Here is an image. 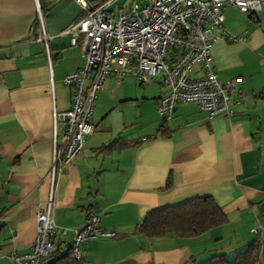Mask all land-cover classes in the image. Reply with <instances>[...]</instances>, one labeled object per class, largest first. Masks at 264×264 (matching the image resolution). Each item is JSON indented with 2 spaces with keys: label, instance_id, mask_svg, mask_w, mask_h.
I'll return each instance as SVG.
<instances>
[{
  "label": "crops",
  "instance_id": "0c3cea01",
  "mask_svg": "<svg viewBox=\"0 0 264 264\" xmlns=\"http://www.w3.org/2000/svg\"><path fill=\"white\" fill-rule=\"evenodd\" d=\"M37 1L52 37L51 75L35 41L34 0H0V264H10L12 252L29 251L35 216L51 190L53 220L67 231L63 243H70L71 231L90 213L103 230L115 233L114 239L86 241L82 264L232 259L254 239L251 228L259 225L264 236V9L249 16L225 7L223 29L237 40L218 38L211 46L217 80L242 79L241 104L232 118H209L196 105L184 104L162 122L155 104L167 88L158 81L140 87L133 78L107 77L92 112L95 131L52 183V114L70 108L73 90L62 80L82 67L79 45L70 46L62 32L80 18L81 9L75 0ZM106 3L108 10L114 0ZM215 35L220 37L219 31ZM63 128L57 125L58 136ZM114 141L116 147L101 151ZM168 180L170 188L163 191ZM203 197L214 200L227 224L193 239L134 233L148 212ZM55 243L60 252L57 238Z\"/></svg>",
  "mask_w": 264,
  "mask_h": 264
},
{
  "label": "built area",
  "instance_id": "2783aa9c",
  "mask_svg": "<svg viewBox=\"0 0 264 264\" xmlns=\"http://www.w3.org/2000/svg\"><path fill=\"white\" fill-rule=\"evenodd\" d=\"M57 0H45L51 5ZM81 9L80 18L62 35L70 37V46L79 45L82 67L64 76L62 82L71 87L70 108L53 112V150L50 179L65 170L83 150L85 139L95 131L92 112L104 80L113 76L119 82L133 78L140 87L154 81L168 89L157 100L155 112L162 122L172 117L177 105L194 104L209 118L221 115L230 119L241 104L237 97L236 78L220 83L211 65L212 43L220 39L237 40L223 29L222 10L232 7L253 16L264 9V0H151L143 5L133 3L125 10L110 12L107 3L92 6L75 0ZM38 36L51 75L52 55L43 22L42 6L34 0ZM219 31L220 37L215 35ZM64 126L60 136L57 125ZM145 141V138L142 139ZM53 193H49L43 211L35 216V236L25 254L12 252L10 264H41L59 248L74 262L83 260L82 246L93 237L114 239L115 233L103 230L99 217L90 213L85 224L71 231L70 243H63L66 229L58 228L52 216ZM259 225L250 229L259 237Z\"/></svg>",
  "mask_w": 264,
  "mask_h": 264
},
{
  "label": "trees",
  "instance_id": "16d2710c",
  "mask_svg": "<svg viewBox=\"0 0 264 264\" xmlns=\"http://www.w3.org/2000/svg\"><path fill=\"white\" fill-rule=\"evenodd\" d=\"M108 0H97L102 5ZM37 25V23H36ZM149 138H145L148 141ZM117 141L105 146L101 151L116 147ZM170 188L169 180L163 191ZM228 218L222 213L211 197L193 199L181 204L154 209L148 212L135 227L134 233L148 239L174 236L180 239L197 238L206 232L227 224ZM254 237V236H253ZM47 264H82L74 262L67 253L56 251ZM264 262V236L254 237L246 249L232 259L225 255H215L209 259L192 264H259Z\"/></svg>",
  "mask_w": 264,
  "mask_h": 264
},
{
  "label": "rangeland",
  "instance_id": "374dc122",
  "mask_svg": "<svg viewBox=\"0 0 264 264\" xmlns=\"http://www.w3.org/2000/svg\"><path fill=\"white\" fill-rule=\"evenodd\" d=\"M151 1V0H148ZM92 6H98L96 3L90 2ZM133 3H137L139 5H143L146 3V0H114V3L111 4L108 11L117 12L118 10H125L133 5Z\"/></svg>",
  "mask_w": 264,
  "mask_h": 264
}]
</instances>
